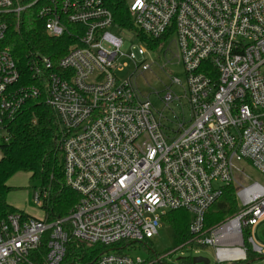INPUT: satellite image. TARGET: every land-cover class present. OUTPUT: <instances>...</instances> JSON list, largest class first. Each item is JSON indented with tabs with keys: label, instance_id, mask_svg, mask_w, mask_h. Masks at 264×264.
I'll return each mask as SVG.
<instances>
[{
	"label": "built area",
	"instance_id": "2783aa9c",
	"mask_svg": "<svg viewBox=\"0 0 264 264\" xmlns=\"http://www.w3.org/2000/svg\"><path fill=\"white\" fill-rule=\"evenodd\" d=\"M125 1L144 36L158 39L173 27L184 79L172 77L171 85L182 94L168 87L160 112L134 81L151 69L144 57L150 49L138 38L130 54L121 51L109 29L123 27L106 0H0V42L8 15L18 18L35 4L50 36L75 27L76 45L55 65L40 57L31 66L60 124L65 183L79 196L66 217L51 222L19 213L0 220V264H63L69 240L100 246L88 264H157L164 256L142 261L115 246L156 236L164 210L189 213L191 240L182 247H213L216 264L246 261L248 248L264 254L253 237L264 220V186L249 183L238 166L248 163L264 176V0ZM123 58L134 65L125 78ZM19 79L1 47L0 143L25 101L39 96ZM181 99L189 116L181 111L172 121L164 113ZM229 185L238 213L204 230L205 213ZM43 197L33 194L39 208Z\"/></svg>",
	"mask_w": 264,
	"mask_h": 264
},
{
	"label": "trees",
	"instance_id": "16d2710c",
	"mask_svg": "<svg viewBox=\"0 0 264 264\" xmlns=\"http://www.w3.org/2000/svg\"><path fill=\"white\" fill-rule=\"evenodd\" d=\"M20 4H30L32 0H13ZM114 22L125 29L136 32L138 38L150 49H164L173 35V27L160 38L150 39L135 29L125 0H106ZM9 23L1 47H7L20 73L19 85H35L39 96L28 99L14 118L7 124V141L0 143V220L10 214L19 213L28 217L23 211L7 202V195L13 187L7 181L17 173L29 174L33 191L44 196L41 209L47 222L66 217L77 203L79 196L70 189L64 179V158L59 146L61 128L55 111L47 103L45 83L33 78L31 64L40 57L48 58L55 65L71 46L76 45L70 26L59 37L50 36L45 30V21L37 14V6L23 10L17 18L8 15ZM239 211L236 190L233 185L224 188L223 194L204 215V230L235 216ZM190 215L184 210H172L161 216L172 228L179 245L191 240L189 234ZM247 233V232H246ZM180 245V246H181ZM44 248L42 247V251ZM101 252L98 245H89L76 240H69L63 264H88ZM254 255L248 248L247 260ZM161 255L153 254L152 259ZM192 262V261H191ZM39 264H43L39 260ZM157 264H164L161 261Z\"/></svg>",
	"mask_w": 264,
	"mask_h": 264
},
{
	"label": "rangeland",
	"instance_id": "374dc122",
	"mask_svg": "<svg viewBox=\"0 0 264 264\" xmlns=\"http://www.w3.org/2000/svg\"><path fill=\"white\" fill-rule=\"evenodd\" d=\"M109 31L122 40L121 51L125 54H130L131 47L139 43L138 36L133 30L111 27ZM175 55L174 38L170 37L164 49L150 50L144 56L146 63L151 64V69L143 72V74L135 75L134 78L139 93L143 97L148 96L155 109L159 112L164 107L160 97L166 92L168 87L178 96L182 94L179 87L171 85L172 77L184 79L183 68L177 62ZM122 62L128 64V67L119 73L120 77L125 78L133 73L134 65L127 58H123ZM170 108L171 111H165L164 115L172 121L175 120L174 115H181V111L186 117L189 116L188 105L185 99H181L180 104L174 101L170 105ZM238 166L248 176L249 183L257 182L264 186V176L248 163L240 162ZM7 185L14 188L7 195V202L10 205L23 211L29 217L44 218L45 214L43 210L33 202L35 191H33L32 184L29 181V174L23 172L17 173L7 181ZM164 212L166 213L167 211L164 210ZM158 213L162 215L160 211ZM253 237L259 245L264 246V220L259 222L253 229ZM180 245L175 239L172 228L168 223L162 221L156 236L142 243H120L115 248H123V253L133 258H140L142 261L151 260L153 254L156 253L164 256L161 261L164 264H192L191 260L195 257L207 258L210 264H216L213 247H191L189 245L182 247ZM224 264H264V254H254L250 256L248 261Z\"/></svg>",
	"mask_w": 264,
	"mask_h": 264
},
{
	"label": "water",
	"instance_id": "95a60500",
	"mask_svg": "<svg viewBox=\"0 0 264 264\" xmlns=\"http://www.w3.org/2000/svg\"><path fill=\"white\" fill-rule=\"evenodd\" d=\"M192 264H210L209 259L203 257L192 258Z\"/></svg>",
	"mask_w": 264,
	"mask_h": 264
}]
</instances>
